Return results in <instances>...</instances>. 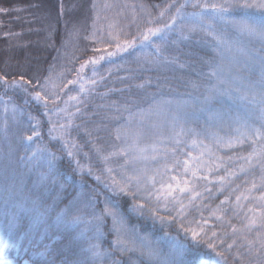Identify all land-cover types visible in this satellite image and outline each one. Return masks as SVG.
<instances>
[{
  "label": "snow or ice",
  "instance_id": "snow-or-ice-1",
  "mask_svg": "<svg viewBox=\"0 0 264 264\" xmlns=\"http://www.w3.org/2000/svg\"><path fill=\"white\" fill-rule=\"evenodd\" d=\"M9 11L22 9L0 7V14ZM64 12L61 4V15ZM91 13L83 39L90 42L93 55L78 68L66 70L72 79L65 72L55 77L50 72L43 78L0 74L5 94L22 93L43 106L50 140L60 142L73 173L89 176L97 185L90 188L86 202L83 192L71 195L60 188L57 202L50 205L41 193L21 198L6 176L0 184V264H36L31 258H14L11 250L23 249L18 225L25 217L36 234L49 240L33 250V255L46 257L43 264H189L184 259L189 236L193 247L203 246L214 257L200 264H229V255L232 264H264V0H163L151 5L144 0H92ZM172 34L210 50L207 58H200L203 69H193L196 79L187 82L188 99L162 95L158 99V94H151L147 108L136 101L112 102L107 107L113 115L106 119L116 122L113 142L99 143V125L89 129L76 123L86 114L97 87L112 74L108 69L102 75L98 65L112 64L114 57L139 49L136 61L148 66L145 70L162 64L184 67L178 56L166 55ZM3 35L11 38L20 33ZM68 35L78 39L80 28L73 24ZM77 59L73 56L71 61ZM114 67L119 70L123 65ZM150 84L147 80L137 87ZM69 85L77 89L75 95L68 94ZM111 91L99 95L106 97ZM225 97L247 101L243 114L224 108L211 114L212 125L196 127L197 112L204 111L197 105L218 98L223 103ZM10 101L0 96L5 113ZM16 111L13 105V114ZM39 126L37 120L24 139L40 137ZM81 128L88 138L85 144L73 136ZM8 132L5 122L0 128L5 140ZM86 145H91L90 152L84 151ZM11 155L10 147L6 158ZM93 157L100 167L94 166ZM20 159L46 164L38 178L40 187L58 185V162L63 157L38 146ZM241 178L243 185L236 183ZM219 195L223 199L213 207L211 201ZM134 217L153 225L175 224L185 241L168 231L151 239L131 222ZM233 219L242 221L240 226ZM53 226L66 234L67 252L48 236ZM106 235L112 239L103 249L100 241Z\"/></svg>",
  "mask_w": 264,
  "mask_h": 264
},
{
  "label": "trees",
  "instance_id": "trees-1",
  "mask_svg": "<svg viewBox=\"0 0 264 264\" xmlns=\"http://www.w3.org/2000/svg\"><path fill=\"white\" fill-rule=\"evenodd\" d=\"M147 4L163 3V0H144ZM91 3L92 0H0V7L20 8L22 11H9L7 14H0V74L10 73L16 74L24 73L26 76H39L41 78L51 74L57 75L60 72H65L67 79H72L73 74H68V68H78L79 63L83 62L89 56L93 55L91 52V44L89 41L84 50L75 46L69 53H64L63 50L69 48L68 33L72 30L73 24L78 27L83 24V27L88 30L91 20ZM61 4L65 6V12L61 15ZM76 5L77 7L72 11L68 9ZM53 28L55 31H53ZM86 30L84 33L86 34ZM20 33L17 37L6 38L3 34L5 32ZM175 41V43H173ZM62 42L64 46H62ZM72 41H70L71 43ZM157 43L159 41L157 40ZM152 49H145V52H151ZM136 51L130 50L129 53L122 54L113 58V63L109 64L101 62L98 65V71L102 75H106L108 69H112V74L107 77L102 85L97 87L96 95H93L88 100V106L85 109V115L79 117L76 123L82 124L89 129L99 125L101 131L99 135L102 139L99 141L105 144L106 132L113 133L116 122L111 119H106L113 115L112 111L107 107L112 102L124 103L125 101H136L142 107L147 108L148 102L151 99V94H158L164 99H188L187 93L191 91L188 87V81L196 79L193 69H203L200 58H207L210 55V50L206 49L202 44H197L193 41L180 40L176 34L169 36V43L167 46L166 55L178 56L179 61L185 64L180 67L179 64L160 65L158 68L153 67L152 70H145L148 66L138 64L136 61ZM73 56L78 57L77 60L71 61ZM5 61H8L7 65ZM71 61V62H70ZM114 65H123L119 70L115 69ZM87 76H91V66L85 70ZM121 77H129L127 79H120ZM151 81L150 85L145 88H138L137 85ZM66 82V81H65ZM159 85V86H158ZM109 89L106 97L99 95ZM68 94L75 95L77 89L69 85ZM123 90V91H120ZM0 96H3L5 101L11 98L7 108L12 110L15 105L17 111L15 112L14 122L8 124L9 132L7 140L0 134V184L4 182L7 176L18 189V176H24L22 186V197L27 198L41 193L43 199L48 204L57 202V197L60 188L66 189L67 193L75 195L83 192L85 194L84 200L87 201V194L91 187H96V182L89 176H80L72 172L68 164V157L61 151V144L58 141L50 140L48 135V121L47 117L43 115V106L37 104L31 97H25L22 93H13L12 91L4 93L3 86L0 85ZM66 98V97H65ZM218 98L206 105H197V108L203 107L204 111H198L199 120L196 127H207L214 122L210 119L211 114L215 111L229 108L233 112L239 111L243 114L248 102L240 99L229 100L226 97ZM25 100L28 102L25 103ZM63 107V103L60 102ZM103 106V107H101ZM5 105L0 103V128L4 126ZM8 112V111H7ZM126 115V114H125ZM30 116L34 119H30ZM40 121L39 131L40 137H33L32 141H27L24 137L31 135L32 127L36 122ZM3 124V125H2ZM95 135V134H94ZM73 136L79 143L85 144L87 137L84 135L83 128L73 131ZM46 147L48 150L55 152L57 156L63 157L58 162L59 175L58 185H49L46 188L40 187L38 178L40 173L47 170L46 164L41 161V165L37 166L35 163L29 164L22 161L20 157L31 155L32 151L37 147ZM11 147V158L8 156L9 148ZM91 145L84 147L85 152H90ZM91 154V153H90ZM82 163H86L83 156L80 157ZM93 163L99 166L93 157ZM236 183L243 185V178L237 180ZM242 190V189H241ZM238 194V193H237ZM68 196V199L71 198ZM259 195V193H255ZM222 195L217 196L213 201L217 202ZM234 199V197L232 198ZM208 201H205L207 203ZM67 199L60 208L64 207ZM212 203V201H211ZM87 210V209H86ZM207 214V212H205ZM137 224L144 234H148L151 239L163 236L164 231H168L172 236H179L182 241H185L184 233L178 230V226L173 224L170 227L162 226L159 222L155 225L149 220L145 222L142 219L133 218L131 221ZM233 223L240 225L242 221L233 219ZM108 226L111 221L109 220ZM19 241L23 243V249L19 247L12 248L14 258H21L28 260L31 258L36 264H43L46 257L33 255V250L41 243H49L43 235L36 234L31 226L28 218L20 221L19 225ZM104 232H108V227L104 228ZM255 233L251 235L254 238ZM49 237H54L56 247L61 251L67 252L66 247L68 241L66 234L62 230H57L53 226L48 231ZM112 239L111 235H106L101 243L103 249H108V241ZM3 237L0 235V252L3 250ZM188 248L185 251L184 259L189 264H200L201 261H209L213 259V255L203 246L193 247V241L189 236L185 241ZM27 253V254H26ZM229 264H232V256L229 255Z\"/></svg>",
  "mask_w": 264,
  "mask_h": 264
},
{
  "label": "rangeland",
  "instance_id": "rangeland-1",
  "mask_svg": "<svg viewBox=\"0 0 264 264\" xmlns=\"http://www.w3.org/2000/svg\"><path fill=\"white\" fill-rule=\"evenodd\" d=\"M79 28H80V37L77 39L76 37H70L69 39H68V42H69V48L68 49H65V50H63L62 51V53H61V56H63L64 55V53H69L70 52V50H72L75 46H77V47H79V49H81V50H84L86 47H87V44H88V42L86 41V40H84L83 39V36L85 35V33H84V30H86V28H84L83 27V24H80L79 25ZM70 41H72L71 43H70ZM53 75V77H55L56 75L55 74H52ZM5 116H6V120H5V122H7V125L9 124V123H11V122H14L15 120H14V116H15V114H13V112H12V110H10V108H8V112L5 114ZM5 124V123H4ZM3 125V124H2ZM113 134L114 133H109V132H106V138L104 139L105 140V144H106V146H108L109 144H111L112 142H113ZM94 164V163H93ZM99 165V164H98ZM94 166H96V165H94ZM98 167H100V165L99 166H97V168ZM23 180H24V176H18V189L16 190L17 191V195H19L20 197H22V186H23ZM223 199V197H221L220 198V200H222ZM220 200L219 201H212V206L213 207H215V205H217V204H219V202H220ZM234 200V199H233ZM208 203V202H207ZM244 203H246V204H248V202H244ZM248 206H251L250 204L248 205ZM206 216H207V214H205ZM237 224V223H236ZM237 226H240V225H237ZM250 238H251V236H250Z\"/></svg>",
  "mask_w": 264,
  "mask_h": 264
}]
</instances>
